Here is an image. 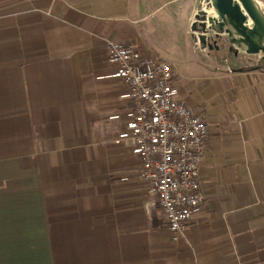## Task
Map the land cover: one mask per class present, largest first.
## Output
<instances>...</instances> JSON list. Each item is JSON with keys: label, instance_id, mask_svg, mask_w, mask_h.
<instances>
[{"label": "crops", "instance_id": "obj_1", "mask_svg": "<svg viewBox=\"0 0 264 264\" xmlns=\"http://www.w3.org/2000/svg\"><path fill=\"white\" fill-rule=\"evenodd\" d=\"M202 1L0 0V264H264V68L199 46ZM109 42L172 63L212 120L206 202L177 242L116 143Z\"/></svg>", "mask_w": 264, "mask_h": 264}, {"label": "built area", "instance_id": "obj_2", "mask_svg": "<svg viewBox=\"0 0 264 264\" xmlns=\"http://www.w3.org/2000/svg\"><path fill=\"white\" fill-rule=\"evenodd\" d=\"M103 76L126 88L129 110L114 119L127 120L116 139L130 141L140 166L135 178L156 198L165 225L177 242L206 202L209 177L204 157L213 136L212 120L180 99L179 75L172 63L146 56L131 42H109Z\"/></svg>", "mask_w": 264, "mask_h": 264}, {"label": "water", "instance_id": "obj_3", "mask_svg": "<svg viewBox=\"0 0 264 264\" xmlns=\"http://www.w3.org/2000/svg\"><path fill=\"white\" fill-rule=\"evenodd\" d=\"M196 19L204 32L200 40L210 33H214V39L226 34L233 44L244 46L248 54L264 53V14L257 1L203 0Z\"/></svg>", "mask_w": 264, "mask_h": 264}, {"label": "rangeland", "instance_id": "obj_4", "mask_svg": "<svg viewBox=\"0 0 264 264\" xmlns=\"http://www.w3.org/2000/svg\"><path fill=\"white\" fill-rule=\"evenodd\" d=\"M257 1L260 9L264 14V0H255ZM201 10L197 9L196 15L193 18V23L191 26V33L194 36L195 41L199 46L206 51L211 56L216 57L220 61L228 60L230 67H233L230 63H237L236 68L250 69V68H264V53L250 55L246 52V48L240 44H233L228 35L222 34L217 39H214V33H210L205 37V40L202 41L199 38L204 34L203 29L200 25V22L197 21L196 16ZM197 22V23H195ZM197 27V30H194V27Z\"/></svg>", "mask_w": 264, "mask_h": 264}]
</instances>
